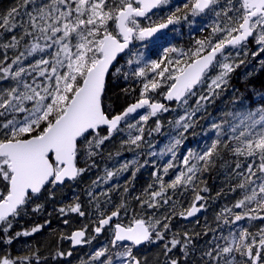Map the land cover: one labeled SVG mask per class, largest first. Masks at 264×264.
<instances>
[{
	"label": "snow or ice",
	"instance_id": "6c2138e0",
	"mask_svg": "<svg viewBox=\"0 0 264 264\" xmlns=\"http://www.w3.org/2000/svg\"><path fill=\"white\" fill-rule=\"evenodd\" d=\"M169 4L170 0H48L43 4H37V0H19L17 6L8 9L6 13H0V30L13 33L11 41L4 44V48H16L26 37L46 42L43 47L33 43L12 60V64L18 65L17 69L11 71L9 66H4V75L0 76V79L10 76L17 84L23 81L25 73L29 76L38 73L43 78L40 83L36 82L35 77L32 84L24 82V91L11 87L0 94V240L12 243L15 237L10 230L15 220L26 214L30 205L35 204L33 212L41 211L43 205L36 202L46 192L51 198L50 187L63 185L67 180L76 181L94 167V157L100 154L114 133L122 130V121L128 128L136 127L127 122L131 114L147 106L150 111L140 116V120L146 123L159 112L168 111L164 104L151 102V98L146 95L149 90L155 91L166 81H172L167 84L165 98L187 104L188 98L196 95L194 87L203 82L206 69L215 61V66L221 71L208 84V94L200 95L195 101L196 107L176 121L177 126L187 132L192 127V117L196 112L223 92L229 85L231 73L245 63L243 59L237 62L226 51L227 48H238L247 56L249 45L255 43L251 55L260 57L261 67L264 68V0H189L182 5L177 4L174 10L170 9L159 22L152 21L148 26H142L137 19L147 17L151 20L148 13ZM209 13L215 15L209 35L197 39L194 48L180 52V57H187V62L182 64L180 58H169L168 66L163 68L161 61L144 62L143 66L132 71V75L141 78L140 98L120 114H112L105 105L106 77L118 54L125 52L133 40L154 38V44L166 43L168 36L162 30L168 29L169 25L181 24L183 21L192 26L196 24L197 17ZM17 18L20 19L19 25ZM17 27L23 30L19 36L15 34ZM36 32L40 35L35 36ZM46 49L51 50L47 52L51 59L41 57L35 64L29 65L30 71L23 66L24 59L37 52L45 53ZM176 51L175 48L164 49L165 54ZM218 56L222 59H217ZM128 63L139 65L141 59H129ZM173 64L175 67L169 70ZM115 71L119 73L121 70L117 68ZM149 71L155 75L149 76ZM165 72L168 73L166 77ZM124 77L127 79L128 73H124ZM156 77H160V81ZM24 101L32 102L31 107L26 106ZM261 103L264 104V97ZM19 113L26 114L19 119ZM237 119L239 124L232 127V133H236L238 126H242L243 130L238 135L228 137V140L238 141L236 145L229 148L228 141L221 139L224 134L221 125L214 123L212 128L216 130L217 138L200 153L189 151L182 160L186 170L180 171L167 185L157 176L161 189L154 192L153 197H161L165 188L175 190L177 186L187 188L191 185L195 189L199 174L215 166L221 150L227 149L238 158L244 157V163L237 159L232 170L238 177L235 187L242 191V198L236 201L233 208L247 210L232 213L233 220L226 217H218V220H222L226 226L244 219L264 222V215L261 214L264 213V107L256 112L240 113ZM156 123L159 126L158 120ZM136 130L140 135L130 136L126 143L139 146L138 141L143 139L144 129L140 127ZM182 139L183 133L168 149L173 156L174 149L181 144ZM81 158L85 167L80 166ZM173 167L175 165L169 163L163 169L164 174ZM127 168L125 164L117 172L106 170L105 176L94 180L92 185L98 188L101 181L107 183ZM86 194L90 202H95L100 213L95 233L99 235L112 228L109 243L116 249L111 255L107 254V247L95 250L91 256L93 262L142 264L134 249L145 243L166 240L165 234L170 231L169 216L157 218L154 222L136 218L125 227L114 220L121 215L122 210L127 211L124 203L105 212L100 208L99 196H106L110 200L107 191L96 193L90 187ZM169 199L164 198L163 203L167 204ZM202 199L204 197L198 194L195 197V201ZM146 203L152 208L159 201ZM253 204L255 207H252ZM202 207L194 202L186 213L181 212L180 215L185 219L192 217ZM59 211L61 214L72 212L85 215L79 201ZM42 227L36 225L30 231L18 232L15 236L31 235ZM66 238L74 246L90 243L84 229ZM220 238L225 242L223 245L216 244L204 252V256L215 264H264V226H259L255 233L248 228L238 232L229 230L227 236L222 235ZM193 243V237L188 232H184L182 238L174 234L163 245L165 264H180L179 260L169 254L176 249L184 252L186 257L189 245ZM70 255V252L56 253L57 257ZM0 264H40V258L38 254L35 258L16 259L3 255L0 256Z\"/></svg>",
	"mask_w": 264,
	"mask_h": 264
},
{
	"label": "trees",
	"instance_id": "16d2710c",
	"mask_svg": "<svg viewBox=\"0 0 264 264\" xmlns=\"http://www.w3.org/2000/svg\"><path fill=\"white\" fill-rule=\"evenodd\" d=\"M48 0H37V4L47 3ZM19 0H0V13H6L8 9L17 6ZM25 20L27 17L24 18ZM20 19L17 18V25ZM22 29L17 27L16 35H21ZM13 33L3 32L0 30V73H3V67L9 66L21 52H25L33 43H39L42 47L45 45L43 39L36 40L33 37H26L20 41L16 48H4V44L11 41ZM35 36L40 33L36 32ZM150 42V41H149ZM132 46L126 53L124 58L118 61L110 73L105 93V105L112 114H118L130 104L137 102L140 98L142 89L141 78L132 75V71L143 66L146 59L141 64L133 63L129 65L127 59L135 53L132 60L137 59L138 53L146 54L155 52L158 48V43L145 44L138 46V50ZM45 53L37 52L33 56L24 59L23 66L30 71L29 65L35 60L45 57ZM251 51L245 56V63L240 64L230 75L229 85L218 96L214 97L206 108L200 109L192 117V127L183 132L181 127L176 124L177 120L191 112L196 107L195 101L200 95H207L208 90H193L196 95L188 98V103L173 102L167 106L168 111H162L155 117H150L145 123L140 120L142 114H147L146 110L141 115L130 116L127 122L136 125L134 128H128L123 122L122 130L119 133H114L110 141H107L102 147L98 156L94 157L95 166L85 172L82 177L76 181H68L62 186L50 187L52 193L51 198L46 192L36 202L43 205L39 212H33L32 208L35 204L30 205L26 214L19 216L10 230L11 235L15 238L11 244H7L0 240V256L10 255L13 259L19 257H33L39 255L40 264H97L91 260V256L95 250L107 247L108 255L116 251L109 243L112 236V229L102 232L100 236L94 234V228L97 226L96 221L99 218V211L95 206V202H90L87 196V190L93 187L96 193L107 191L110 200L106 196H99L100 208L105 212H110L114 206L124 203L127 211H121L118 223L128 226L136 218H142L146 221H155L157 218H162L165 215L171 218L170 231L166 235V240L157 243H149L142 247L140 251H136L140 257L142 264L144 261L147 264H165V250L163 245L170 240L174 234H178V238H182L184 232H188L193 237L194 243L189 245V251L185 257L184 252L173 249L169 255L180 261V264H215L210 261L204 252L210 250L216 244L223 245L225 242L220 237L227 236L229 230L239 231L248 228L255 233L259 226H264L261 220L244 219L235 224L223 225L222 220L218 217H226L233 220L234 212H242L247 209H235L233 205L237 200L242 198V191L236 188L238 177L233 174L235 162L239 159L242 164L244 157H236L227 149L221 150L220 157L216 158L215 166L209 170L202 172L200 179L195 181V189L188 185L187 188L177 186L175 190L165 188L161 197H153V193L160 191L161 182L157 180L160 176L165 185L175 179V176L180 171H185V166L182 163L183 157L189 151L200 153L206 146L210 145L216 137V131L212 129V125L219 124L222 127L223 135L221 139L228 141L229 148L238 143L236 140H228L231 132H227L226 124L238 125L237 117L240 113L248 111L256 112L259 108L264 107L261 103L264 97V68L261 67L260 57H252ZM5 55L7 59H5ZM126 58V59H125ZM120 69L116 73L115 69ZM124 73H128L127 79ZM149 76L155 75L151 71ZM160 81V77H156ZM28 79L26 73L23 76V81L19 84L23 85ZM172 81H170L171 83ZM19 85L10 80L0 82L1 85ZM125 89L128 91L126 92ZM167 88H158L155 91L149 90L146 94L152 101H162ZM20 119V118H19ZM159 121V126L156 121ZM142 127L143 139L138 141V145L126 143L129 137L140 135L136 130ZM239 127V126H238ZM242 129V126L239 127ZM158 129V130H157ZM183 133V139L179 146L174 149L175 156L170 158L166 154L164 159L161 158V150L167 151L175 142V139L180 138ZM215 158V157H214ZM195 163V161H192ZM91 163V161L89 162ZM169 163H173L175 167L169 169L167 174H164L163 169ZM127 164V170L120 171L117 176L107 183L101 181L100 187L96 188L92 185L94 180L104 177L106 170L117 172L123 165ZM80 166L85 167V162L81 158ZM133 173L135 175L133 176ZM127 188V191H125ZM207 189L204 191L203 189ZM235 188V190H233ZM204 197L200 201H195L196 195ZM170 197L167 204L163 203V199ZM80 202L84 216L78 213L68 212L61 214L59 209L66 208L76 202ZM107 201V203H106ZM147 201H159L156 207L149 208ZM198 202L203 205L202 212L190 221H186L180 215L193 204ZM143 205V206H142ZM252 207H255L253 204ZM228 209L232 211L229 212ZM264 215V213H261ZM65 221H68L65 223ZM42 225L40 231L24 236H15L16 233L30 231L33 226ZM76 229H84L90 235V246L79 247L72 250L69 237ZM206 233V234H205ZM198 234V235H197ZM65 237V238H62ZM94 237V238H93ZM58 251L71 253L70 256L57 257ZM81 261V263L79 262Z\"/></svg>",
	"mask_w": 264,
	"mask_h": 264
},
{
	"label": "flooded vegetation",
	"instance_id": "af4514ba",
	"mask_svg": "<svg viewBox=\"0 0 264 264\" xmlns=\"http://www.w3.org/2000/svg\"><path fill=\"white\" fill-rule=\"evenodd\" d=\"M186 2H189V0H170V4L168 6L162 7L159 9H154V10H152V12L147 14L148 17H151V20L148 19L147 17L137 18V19L141 22L142 26H148L152 21L159 22V20L162 17L166 16L169 13L170 9L174 10V7L177 4L182 5ZM230 15H231V13H230ZM196 20H197L196 24L192 25V26H190L188 23L183 22V21L181 22V24L171 25L165 31L167 33V36H168L167 42L166 43H158V46L161 47V49L158 48L155 52H149V56L147 57L145 62H150L152 60L161 61V68L168 66L167 60L169 58L173 59V60H175L176 58H180L182 61V64L186 63L187 57H180V52L181 51L186 52L189 49L194 48L195 47V41L197 39H204L205 37H207L209 35V33L211 32V25H212L213 21L215 20V15L213 13H209L207 16L197 17ZM153 40L154 39H148L145 41L133 40L132 46L136 45L135 48H136V50H138L137 49L138 46L143 47V46H145L146 43L147 44H153ZM255 47H256L255 43L250 44L249 45V51L251 49L254 50ZM165 48H175L177 51L176 52H168L167 54H165V52H164ZM226 51L230 52L231 54H235L237 51L240 52V49H238V48H227ZM125 55L126 54H124V57H125ZM126 56H128V54ZM134 56H135V53H134ZM134 56L132 55L130 57V59L133 58ZM124 57H122V58H124ZM239 57H240L239 60H241V59L244 60L246 58L242 52H240ZM217 59H222V58L218 56ZM128 60H129V58L127 59V61ZM239 60H237V62ZM172 67H175V65L173 64V65L169 66V70H171ZM220 71H221V69L218 66H215V62H214V64L205 71V74L202 78L203 82L197 84L193 90H195V89L208 90V84L211 83V79L214 78ZM164 75L166 77L168 75V73L165 72ZM167 84H170V81H166L165 83H163L162 87L167 88ZM196 204L198 206H200L198 202H196ZM118 219L116 220V222L118 221ZM121 225H123V224H121ZM112 227L114 228V225ZM125 227H127V226H125ZM109 229H112V228H109ZM94 234H95V231H94ZM90 237H91V235L86 231V239H90ZM147 244H149V243H147ZM147 244H145V245H147ZM90 245H91V243H83V244H81L80 248L84 247V246H90ZM70 246H71V242H70ZM142 247L140 249L135 248L134 250L140 251L142 249ZM78 248H72V250L78 249ZM137 255H138V253H137ZM79 262L81 263V261H79Z\"/></svg>",
	"mask_w": 264,
	"mask_h": 264
},
{
	"label": "rangeland",
	"instance_id": "374dc122",
	"mask_svg": "<svg viewBox=\"0 0 264 264\" xmlns=\"http://www.w3.org/2000/svg\"><path fill=\"white\" fill-rule=\"evenodd\" d=\"M237 53H238V51L235 53V54H232V57H234L235 58V60L237 61V60H239L240 59V57H239V55H237ZM137 58H140L141 59V62H143V60L144 59H147V55L146 54H143V53H138L137 55ZM45 59H51V57H49L48 55H46L45 57H44ZM37 60H39V59H37ZM37 60H35V62L37 61ZM35 62H32V64H35ZM9 67H10V70L11 71H15L16 69H17V67H18V65H16V64H11V65H9ZM31 70V69H30ZM4 75V73H0V76H3ZM33 77H35L36 78V82L37 83H40L41 81H42V77H40L39 75H38V73H33L32 74V76H29V75H27L26 74V78L28 79L26 82L28 83V84H32V82H33ZM7 80H10L12 83L13 82H16L17 83V81L16 80H13V79H11L10 78V76H9V78H6V79H0V82H4V81H7ZM11 87H18V90L19 91H24V88H23V85H21V84H19L18 86L17 85H1L0 86V94H2V93H5L9 88H11ZM24 103H25V105L26 106H28V107H31V104H32V102H30V101H24ZM210 102H207V103H205L204 105H203V107H201L200 109H205L206 108V105L207 104H209ZM26 113H19V114H17V118H20V119H22L23 118V116L25 115ZM142 115H145V114H142ZM258 118V117H257ZM226 126H227V128H225L226 129V131L227 132H231V135H238V133H239V131H241V130H243V127H242V129H240L239 127H237V131H236V133H232V127L234 126L233 124H226ZM213 129V128H212ZM213 131H214V129H213ZM216 131V130H215ZM214 131V132H215ZM216 133V132H215ZM166 154H169V159L167 160L168 162H170V160H171V157H173V153L172 152H170L169 150H167V151H165V150H161V152H160V156H161V158L162 159H164L165 157H166ZM154 222V221H153Z\"/></svg>",
	"mask_w": 264,
	"mask_h": 264
},
{
	"label": "water",
	"instance_id": "95a60500",
	"mask_svg": "<svg viewBox=\"0 0 264 264\" xmlns=\"http://www.w3.org/2000/svg\"><path fill=\"white\" fill-rule=\"evenodd\" d=\"M154 10V9H153ZM140 18H144V17H140ZM171 25H169V27H170ZM167 29H164V30H162L163 32H165ZM157 35H159V33L157 34ZM150 39H154V38H150ZM133 43V42H132ZM132 43L129 45V48H130V46L132 45ZM128 48V49H129ZM128 49H126L125 50V52H123V53H120V54H118V56H117V59H116V61H114L113 62V67L112 68H110V71H109V75H110V73L112 72V70H113V68H114V66H115V64L120 60V58H122L123 56H124V54L128 51ZM215 62V61H214ZM214 62H213V64H214ZM211 66H209V68H210ZM207 70V69H206ZM109 75L106 77V84H107V80H108V77H109ZM151 102L152 103H156V101H152L151 100ZM173 102H177V101H175V100H171V101H169V100H167L166 98H165V94H164V96H163V99H162V101H159V103H162V104H164L166 107L169 105V104H171V103H173ZM131 105V104H130ZM128 107V106H127ZM126 107V108H127ZM125 108V109H126ZM125 109H123L122 111H124ZM144 110H148V111H150V109H148L147 108V106H145L144 108H141V109H138L137 110V112L136 113H134V114H131L130 116H133V115H139V114H141ZM121 111V112H122ZM120 112V113H121ZM162 112V111H161ZM161 112H159V113H161ZM120 113H118V114H120ZM158 113V114H159ZM123 125V121L121 122V126ZM68 181H72V180H67V181H65V183L66 182H68ZM56 186H62V185H56ZM198 206V205H197ZM202 212V208H201V210L198 212V213H196V215H194V216H192V217H187L186 219L183 217V219H185V220H187V221H190V220H192L193 218H195L196 216H198L200 213ZM119 217H117V218H114V220L116 221L117 219H118ZM123 226V225H122ZM78 230H82V229H77V230H75V231H78ZM75 231H73V232H75ZM72 232V233H73ZM96 234V233H95ZM102 234V233H101ZM101 234H99V235H97V236H100ZM71 236V235H70ZM71 241V240H70ZM145 244H147V243H145ZM145 244H142V245H140V246H138V248H136V249H140L142 246H144ZM71 246H72V248H78V247H80L81 246V244L80 245H73V242L71 241Z\"/></svg>",
	"mask_w": 264,
	"mask_h": 264
}]
</instances>
